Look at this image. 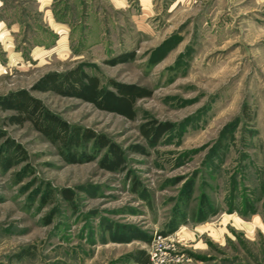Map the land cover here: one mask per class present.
Segmentation results:
<instances>
[{
	"label": "rangeland",
	"instance_id": "1",
	"mask_svg": "<svg viewBox=\"0 0 264 264\" xmlns=\"http://www.w3.org/2000/svg\"><path fill=\"white\" fill-rule=\"evenodd\" d=\"M75 67L149 96L128 119L33 88ZM21 91L77 145L0 105V264H264V0H0Z\"/></svg>",
	"mask_w": 264,
	"mask_h": 264
},
{
	"label": "trees",
	"instance_id": "2",
	"mask_svg": "<svg viewBox=\"0 0 264 264\" xmlns=\"http://www.w3.org/2000/svg\"><path fill=\"white\" fill-rule=\"evenodd\" d=\"M109 85L113 90L101 88L100 81L96 77L89 76L80 68L75 67L63 75L47 74L33 88L42 91H53L63 96L75 97L91 104L98 110L133 119L135 102L149 96V92L139 86L130 84L112 82ZM0 105L4 110L17 112L18 116H11L9 118L12 123L22 125L25 121H31L33 127L50 140L53 141L59 138L66 145L69 143L77 145V141L73 137L69 138L67 136V126L61 120L49 114L40 105L38 100L32 98L26 92L21 91L16 95H11L7 100L0 102ZM159 133H161L160 128L155 130L149 128L143 131V134L147 138L152 136L149 138L152 142L156 141ZM93 139L96 138H94L92 133L84 134L85 141ZM95 143L100 148L108 146L101 139H96ZM108 147L110 154L102 159V165L109 171H115L123 160L118 150L112 146ZM133 259L137 264H150L149 257L143 251L136 252Z\"/></svg>",
	"mask_w": 264,
	"mask_h": 264
}]
</instances>
